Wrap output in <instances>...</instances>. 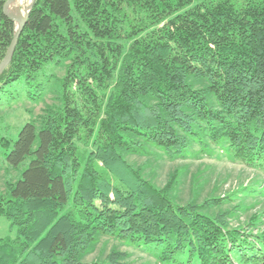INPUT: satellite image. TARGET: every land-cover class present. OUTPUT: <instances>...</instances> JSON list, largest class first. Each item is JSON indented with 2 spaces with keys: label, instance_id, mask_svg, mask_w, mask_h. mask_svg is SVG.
<instances>
[{
  "label": "trees",
  "instance_id": "trees-1",
  "mask_svg": "<svg viewBox=\"0 0 264 264\" xmlns=\"http://www.w3.org/2000/svg\"><path fill=\"white\" fill-rule=\"evenodd\" d=\"M6 1L0 63L16 31ZM51 62L67 65L58 103L15 138L0 115L5 159L21 170L0 191L17 227L0 264H133L118 249L84 261L103 236L156 264H264V211L235 226L247 208H225L234 193L200 200L193 176L179 202L182 167L159 184L130 160L228 156L264 173V0H35L0 105L42 101Z\"/></svg>",
  "mask_w": 264,
  "mask_h": 264
},
{
  "label": "rangeland",
  "instance_id": "rangeland-1",
  "mask_svg": "<svg viewBox=\"0 0 264 264\" xmlns=\"http://www.w3.org/2000/svg\"><path fill=\"white\" fill-rule=\"evenodd\" d=\"M14 12L26 15V7L22 4L12 8ZM17 25V24H16ZM65 63H49L42 70L41 77L49 78L47 85L52 88L44 99L39 103L26 97L12 105H0V115L6 118L3 123L9 124L7 133L12 137H17L22 126L33 117L43 112L46 107L58 103L57 92L53 90L61 89L62 78L66 71ZM130 160L137 164L147 165L148 174L157 180V183L163 184L168 177L169 172L176 167L184 169L183 182L179 189V202H185L193 196V176H198L202 184L200 188V200L210 195H224L225 193H234V200L225 205V208L242 206L247 208L234 213L233 225H239L247 220L253 214H259L264 211V189L263 192L252 193V189L264 187V173L259 172L244 162L232 160L228 156L210 157L202 155L201 157H190L188 159L169 160L164 154L161 157L150 155L149 157L131 156ZM5 159L4 150L0 145V191L6 188L7 178L16 181L21 176V170L9 168ZM251 186V192L243 190L242 187ZM257 195V196H256ZM264 221V219H263ZM17 236V227L11 226V221L0 216V239L15 238ZM113 249L127 251L131 254L130 261L133 264H156L155 258L147 251L139 250L127 246L116 239L107 236L100 237L99 242L94 246V250L84 261L103 260Z\"/></svg>",
  "mask_w": 264,
  "mask_h": 264
},
{
  "label": "water",
  "instance_id": "water-1",
  "mask_svg": "<svg viewBox=\"0 0 264 264\" xmlns=\"http://www.w3.org/2000/svg\"><path fill=\"white\" fill-rule=\"evenodd\" d=\"M15 0H7L5 5H4V13L11 19H13L15 22H16V31L14 33V37H13V40L11 42V45L8 49V52L5 56V58L3 59V61L0 63V75L1 73L3 72V70L5 69V67L11 62L13 56H14V53H15V49H16V46H17V43H18V40H19V37L21 35V32L27 22V19L29 17V13L33 7V3L35 0H32L30 6L28 7L27 9V13L26 15H22L18 12H14L13 10H11L10 5L12 2H14Z\"/></svg>",
  "mask_w": 264,
  "mask_h": 264
},
{
  "label": "bare ground",
  "instance_id": "bare-ground-1",
  "mask_svg": "<svg viewBox=\"0 0 264 264\" xmlns=\"http://www.w3.org/2000/svg\"><path fill=\"white\" fill-rule=\"evenodd\" d=\"M32 0H15L14 2L11 3L10 7L11 10L14 6H19L20 4L24 5L26 7V10L30 6ZM22 16V15H21Z\"/></svg>",
  "mask_w": 264,
  "mask_h": 264
}]
</instances>
